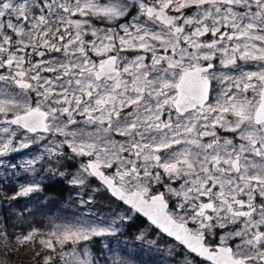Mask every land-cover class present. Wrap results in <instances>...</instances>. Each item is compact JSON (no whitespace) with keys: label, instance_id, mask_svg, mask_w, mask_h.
I'll list each match as a JSON object with an SVG mask.
<instances>
[{"label":"snow or ice","instance_id":"6c2138e0","mask_svg":"<svg viewBox=\"0 0 264 264\" xmlns=\"http://www.w3.org/2000/svg\"><path fill=\"white\" fill-rule=\"evenodd\" d=\"M0 134V157L40 144L185 264H264V0H0ZM114 234L84 219L15 239L40 237V264H100L86 242Z\"/></svg>","mask_w":264,"mask_h":264},{"label":"rangeland","instance_id":"374dc122","mask_svg":"<svg viewBox=\"0 0 264 264\" xmlns=\"http://www.w3.org/2000/svg\"><path fill=\"white\" fill-rule=\"evenodd\" d=\"M13 146L18 147V141L14 142ZM33 159L37 162L31 166L32 168L37 171L41 165L45 168L39 175L28 166V162ZM62 164V171L79 175L77 169L70 171L65 163ZM48 165L47 154L40 144L0 157V230L13 234L10 240H0V246L17 243L16 237L27 235L32 230L46 234L56 225L88 219L95 221L99 227H111L115 231L114 235L95 237L92 241L86 242L92 256L98 257L100 264H104L105 260L112 264L114 259L121 258L125 259L127 264H185L184 257L176 254L178 250L172 244H164L161 236L147 224L131 234L126 233L125 225L135 219V214L127 213L133 218L122 219L127 209L111 199L99 184L91 180L83 187L73 185L69 182L71 176H54L47 170ZM33 180L41 186L54 180L61 182L65 186V196L57 200L42 196L39 191L12 199L22 185L27 186ZM28 220L32 222L30 228H27L24 234L17 233V227L24 225ZM39 238L37 237L35 242V249L38 251ZM29 247L33 248L34 245L31 244ZM33 251H29L28 254ZM10 258L11 255L0 253V264L5 262L13 264L10 263Z\"/></svg>","mask_w":264,"mask_h":264},{"label":"trees","instance_id":"16d2710c","mask_svg":"<svg viewBox=\"0 0 264 264\" xmlns=\"http://www.w3.org/2000/svg\"><path fill=\"white\" fill-rule=\"evenodd\" d=\"M65 186L61 184V182H56L55 180L51 183L44 184L42 186V190L40 191V195L45 197H52L54 199H62L65 196ZM6 223V221H5ZM31 221L28 220L24 225H20L17 227V233L24 234L27 231V228H30ZM145 222L140 218L135 216V219L132 222H128L125 225L126 233H133L139 228H141ZM8 233V232H7ZM12 238L13 234L8 233ZM17 234V235H19ZM34 245L33 248H30L29 245ZM7 248L5 246H0V253H5V255H11L9 261L13 264H40V258L34 255L38 249L36 248V244L25 243L23 245L17 243L7 244ZM35 249V250H34ZM34 250V251H33ZM29 251H33L29 253Z\"/></svg>","mask_w":264,"mask_h":264},{"label":"flooded vegetation","instance_id":"af4514ba","mask_svg":"<svg viewBox=\"0 0 264 264\" xmlns=\"http://www.w3.org/2000/svg\"><path fill=\"white\" fill-rule=\"evenodd\" d=\"M63 162V161H62ZM63 163H65L66 165H67V169L68 170H70V171H72V170H74V169H77V167H78V165L75 163V162H63ZM93 180V179H92ZM94 181V180H93ZM95 182V181H94ZM120 206H123V205H121L120 204ZM123 207H125V206H123ZM126 208V207H125ZM127 209V208H126ZM136 216V215H135ZM137 217V216H136ZM139 218V217H138ZM146 224V223H145ZM148 225V224H147ZM149 226V225H148ZM154 232H156L159 236H161V238H162V240H163V242H164V244H166V245H170V244H172V245H174L175 244V242L172 240V239H170V238H168V237H166V236H164L163 234H161V233H159V232H157V231H155L154 229H152ZM176 248V250H178V252H180L181 251V249L179 248V247H175ZM179 256H181V255H179ZM198 260V259H197Z\"/></svg>","mask_w":264,"mask_h":264},{"label":"water","instance_id":"95a60500","mask_svg":"<svg viewBox=\"0 0 264 264\" xmlns=\"http://www.w3.org/2000/svg\"><path fill=\"white\" fill-rule=\"evenodd\" d=\"M94 181H96L103 189H104V187L100 184V182L98 181V180H95V179H93ZM106 192V191H105ZM107 193V195L110 197V198H112L111 196H110V194L108 193V192H106ZM113 200H115V198H112ZM116 201V200H115ZM116 202H118V201H116ZM119 204H121V205H123L122 203H120V202H118ZM123 206H125L126 208L128 207V206H126V205H123ZM135 214V213H134ZM136 216H138L139 218H141L144 222H146L148 225H150L154 230H156L157 232H159V230L158 229H156L155 228V226L154 225H152L151 224V222L146 218V217H144L142 214H140V215H137V214H135ZM164 236H166L165 234H163ZM167 237V236H166ZM168 238H170V237H168ZM170 239H172L173 241H174V239L173 238H170ZM175 242V241H174ZM176 243V242H175ZM196 259H199V258H196Z\"/></svg>","mask_w":264,"mask_h":264}]
</instances>
